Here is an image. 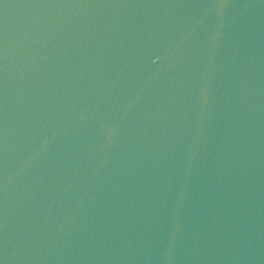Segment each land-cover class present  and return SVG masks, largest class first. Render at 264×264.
<instances>
[{
	"label": "water",
	"instance_id": "obj_1",
	"mask_svg": "<svg viewBox=\"0 0 264 264\" xmlns=\"http://www.w3.org/2000/svg\"><path fill=\"white\" fill-rule=\"evenodd\" d=\"M0 264H264V0H0Z\"/></svg>",
	"mask_w": 264,
	"mask_h": 264
}]
</instances>
